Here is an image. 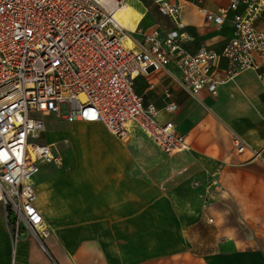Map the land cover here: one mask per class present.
I'll list each match as a JSON object with an SVG mask.
<instances>
[{
	"label": "crops",
	"instance_id": "0c3cea01",
	"mask_svg": "<svg viewBox=\"0 0 264 264\" xmlns=\"http://www.w3.org/2000/svg\"><path fill=\"white\" fill-rule=\"evenodd\" d=\"M142 1H128L144 16L140 31L157 25L165 36L173 23L155 0ZM168 1L187 3L185 49L216 52L214 76L225 77L228 60L221 54L234 35L232 22L207 23L200 9L217 12L229 0ZM258 26L264 30V18ZM140 31L130 33L132 49ZM180 78L172 60L161 71L139 76L134 87L145 104L157 108L158 121L172 122L184 137L188 149L175 157L137 128L122 141L102 123L56 117L64 127L45 133L59 138L44 143L61 152L64 163L40 165L33 179L35 205L51 228L45 243L54 262L33 238L13 247L0 207V264H264L261 84L255 72L246 71L221 85L217 95L206 89L192 95ZM170 102L175 112L166 110ZM236 136L249 146L242 154L234 150ZM155 149L170 158L168 167L156 170Z\"/></svg>",
	"mask_w": 264,
	"mask_h": 264
},
{
	"label": "built area",
	"instance_id": "2783aa9c",
	"mask_svg": "<svg viewBox=\"0 0 264 264\" xmlns=\"http://www.w3.org/2000/svg\"><path fill=\"white\" fill-rule=\"evenodd\" d=\"M128 1L0 0V205L13 247L33 238L52 262L45 243L51 228L35 205L33 179L40 165L61 167L65 157L39 142L46 132L44 117L102 123L122 141L137 128L174 155L188 149L184 137L172 122L160 123L157 108L135 92L139 76L176 60L185 90L217 95L221 85L253 71L264 97V30L258 26L264 0H229L217 12L200 9L207 23L232 22L234 35L221 54L228 60L223 78L213 73L216 52L202 48L191 54L183 46L187 3L155 0L173 29L165 36L157 25L142 30L141 40L134 39L137 48H127V33L115 13ZM166 110L175 112L177 105L170 102ZM248 149L243 139L234 138L236 153Z\"/></svg>",
	"mask_w": 264,
	"mask_h": 264
},
{
	"label": "bare ground",
	"instance_id": "6f19581e",
	"mask_svg": "<svg viewBox=\"0 0 264 264\" xmlns=\"http://www.w3.org/2000/svg\"><path fill=\"white\" fill-rule=\"evenodd\" d=\"M115 18L127 33L124 38V43L127 48L132 49L134 41L130 33H134L137 30L139 24L144 19L143 14L132 3H128L126 6L117 9Z\"/></svg>",
	"mask_w": 264,
	"mask_h": 264
},
{
	"label": "rangeland",
	"instance_id": "374dc122",
	"mask_svg": "<svg viewBox=\"0 0 264 264\" xmlns=\"http://www.w3.org/2000/svg\"><path fill=\"white\" fill-rule=\"evenodd\" d=\"M144 5H146L147 1H142ZM142 5H138V8H140V10H142L141 8ZM142 29V22L139 24L136 32L140 31ZM124 45L126 46V44L124 43ZM127 47V46H126ZM134 47V46H133ZM44 121H45V124H46V128H47V131H51V130H56L57 128L59 129L60 127H64V124L61 123V120H59L58 118H56L54 115H52L51 117L49 118H43ZM56 135V134H55ZM55 135H50L47 133H45V135L39 140L40 143H44L45 140L49 141V140H52V138H59L58 136H55ZM45 139V140H44ZM61 149H63L65 146H60ZM179 154V153H177ZM177 154H174L173 157H175ZM172 157V158H173ZM154 158H155V167H156V170L157 169H163V168H166L169 166V162H168V158L167 156L163 155L162 153L158 152L156 149H155V154H154ZM0 207H2L0 205Z\"/></svg>",
	"mask_w": 264,
	"mask_h": 264
}]
</instances>
